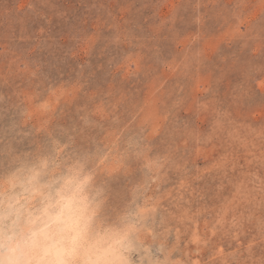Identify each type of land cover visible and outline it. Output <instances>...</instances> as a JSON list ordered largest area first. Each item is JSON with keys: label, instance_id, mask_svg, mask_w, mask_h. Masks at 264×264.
Masks as SVG:
<instances>
[{"label": "rangeland", "instance_id": "rangeland-1", "mask_svg": "<svg viewBox=\"0 0 264 264\" xmlns=\"http://www.w3.org/2000/svg\"><path fill=\"white\" fill-rule=\"evenodd\" d=\"M42 168L126 264H264V0H0V208Z\"/></svg>", "mask_w": 264, "mask_h": 264}, {"label": "clouds", "instance_id": "clouds-1", "mask_svg": "<svg viewBox=\"0 0 264 264\" xmlns=\"http://www.w3.org/2000/svg\"><path fill=\"white\" fill-rule=\"evenodd\" d=\"M90 183L82 171L49 176L42 168L13 184L19 193L0 208V264H126L119 246L90 239Z\"/></svg>", "mask_w": 264, "mask_h": 264}, {"label": "bare ground", "instance_id": "bare-ground-1", "mask_svg": "<svg viewBox=\"0 0 264 264\" xmlns=\"http://www.w3.org/2000/svg\"><path fill=\"white\" fill-rule=\"evenodd\" d=\"M75 253H76L77 257H79L81 255V250L79 248H77V249H75Z\"/></svg>", "mask_w": 264, "mask_h": 264}]
</instances>
